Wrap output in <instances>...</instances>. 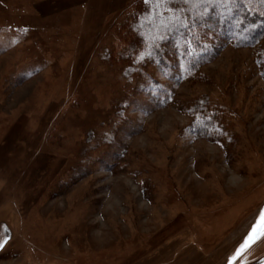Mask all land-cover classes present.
Listing matches in <instances>:
<instances>
[{
  "label": "rangeland",
  "instance_id": "obj_1",
  "mask_svg": "<svg viewBox=\"0 0 264 264\" xmlns=\"http://www.w3.org/2000/svg\"><path fill=\"white\" fill-rule=\"evenodd\" d=\"M142 3L0 0V264H227L264 209V38L138 62Z\"/></svg>",
  "mask_w": 264,
  "mask_h": 264
},
{
  "label": "trees",
  "instance_id": "obj_2",
  "mask_svg": "<svg viewBox=\"0 0 264 264\" xmlns=\"http://www.w3.org/2000/svg\"><path fill=\"white\" fill-rule=\"evenodd\" d=\"M172 1L161 5L156 10L160 15L151 23L144 22L142 28L138 25L149 6L140 4L131 28V51H151L147 59L159 66L171 59L166 63H178L187 73H193L226 44L252 46L264 38V0H193L180 4V8H175ZM177 57L180 62L175 60ZM191 114L195 132L207 135L214 130L216 115L204 114L200 106L193 107Z\"/></svg>",
  "mask_w": 264,
  "mask_h": 264
},
{
  "label": "snow or ice",
  "instance_id": "obj_3",
  "mask_svg": "<svg viewBox=\"0 0 264 264\" xmlns=\"http://www.w3.org/2000/svg\"><path fill=\"white\" fill-rule=\"evenodd\" d=\"M167 2L168 0H143V3L149 7L146 13L144 14V17L141 18V23L138 25V27L142 28L144 26V22L151 23L157 15H160V13H158L156 10L159 9L161 5L166 4ZM184 3H192V0H184ZM165 11L173 12L174 10L172 8H165ZM151 47L152 45L149 44L148 48ZM145 56H152V52L146 49L144 52H141L139 54V57H137V61H142ZM250 227L251 232L248 234L247 239H245L244 243L240 246V248L237 249L236 254L231 257V259L229 260V264H233V262L236 261L238 257L243 256V254L247 252V250L254 243H256L257 240L264 238V209L259 210L258 218H255V222L252 223ZM6 242V240L0 242V248H2L4 243ZM260 264H264V261H261Z\"/></svg>",
  "mask_w": 264,
  "mask_h": 264
},
{
  "label": "flooded vegetation",
  "instance_id": "obj_4",
  "mask_svg": "<svg viewBox=\"0 0 264 264\" xmlns=\"http://www.w3.org/2000/svg\"><path fill=\"white\" fill-rule=\"evenodd\" d=\"M8 232H9V230L6 228V226L5 227H2V233L4 234V236Z\"/></svg>",
  "mask_w": 264,
  "mask_h": 264
},
{
  "label": "water",
  "instance_id": "obj_5",
  "mask_svg": "<svg viewBox=\"0 0 264 264\" xmlns=\"http://www.w3.org/2000/svg\"><path fill=\"white\" fill-rule=\"evenodd\" d=\"M9 237H10V232H8V233L5 234L3 241L4 240L7 241L9 239Z\"/></svg>",
  "mask_w": 264,
  "mask_h": 264
},
{
  "label": "crops",
  "instance_id": "obj_6",
  "mask_svg": "<svg viewBox=\"0 0 264 264\" xmlns=\"http://www.w3.org/2000/svg\"><path fill=\"white\" fill-rule=\"evenodd\" d=\"M256 216L258 217V216H259V214H258V215H256ZM256 216H255V217H252V218H254L253 222H255V218H256ZM252 218H251V219H252ZM246 237H247V235H246ZM245 239H246V238H245ZM257 243H258V242H257ZM224 264H226V263L224 262ZM227 264H229V263H228V261H227Z\"/></svg>",
  "mask_w": 264,
  "mask_h": 264
}]
</instances>
